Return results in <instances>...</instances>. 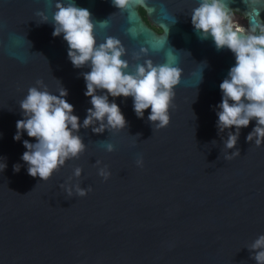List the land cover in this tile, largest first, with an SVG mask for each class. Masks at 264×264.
<instances>
[{
  "label": "water",
  "instance_id": "obj_1",
  "mask_svg": "<svg viewBox=\"0 0 264 264\" xmlns=\"http://www.w3.org/2000/svg\"><path fill=\"white\" fill-rule=\"evenodd\" d=\"M199 2L128 0L121 9L111 0H76L89 9L99 41L115 37L129 63H167L179 78L167 126L152 128L149 109L137 118L132 97L110 96L127 126L102 133L80 128L85 150L40 180L20 159L22 140L35 138H12L22 118L19 102L31 86L56 93L62 83L83 120L91 105L80 73L89 69L74 68L66 41L52 36L50 23H40L37 13L51 16L52 0H0V158L6 163L0 264H256L248 247L264 234V143L245 140L250 121L240 129L239 154L224 158L228 130L218 134L212 106L234 56L194 31L190 15ZM129 5L136 15H129ZM226 6L228 14H242L245 32L253 18L264 26V0H226ZM105 142L114 149L105 150Z\"/></svg>",
  "mask_w": 264,
  "mask_h": 264
},
{
  "label": "clouds",
  "instance_id": "obj_2",
  "mask_svg": "<svg viewBox=\"0 0 264 264\" xmlns=\"http://www.w3.org/2000/svg\"><path fill=\"white\" fill-rule=\"evenodd\" d=\"M127 2L111 0L115 8L121 9ZM52 4L55 10L51 16L37 13L42 16L40 23H50L52 36H62L66 41L67 58L74 68L89 69L80 75L85 83L84 95L91 106L81 120L66 99L68 89L62 83L56 93H50L46 86L28 88L19 102L22 118L16 121L12 138L21 140L24 133L35 138L34 141L22 140L25 151L20 159L26 163L27 173L40 180H47L67 159L85 150L80 128L91 127L92 132L102 133L105 129L127 126L119 105L115 99L109 100L110 96L132 97L137 118H144V110L149 109L147 120L152 128L167 126L173 88L179 78L178 69L167 63L153 65L149 60L129 63L125 48L115 37L107 36L99 41L89 9L78 6L76 0H52ZM190 17L194 31L201 38L210 37L217 50L227 48L234 56V63L219 83L221 99L212 106L218 134L228 130L222 140L228 150L224 158L229 159L239 154L235 146L240 129L247 127L250 121L254 124L245 140L256 146L264 143V26L253 24L247 32L234 29L226 0H200ZM201 79L202 73L199 81ZM36 83L40 85L41 81ZM103 147L107 151L114 149L110 142H105ZM20 166L14 164L13 171L18 172ZM5 167L6 163L0 158V171ZM80 174L81 169L75 168L73 175L79 177ZM99 174L104 178L108 176L104 169ZM75 187L78 195L85 194L84 188ZM248 249L256 264H264V234Z\"/></svg>",
  "mask_w": 264,
  "mask_h": 264
},
{
  "label": "flooded vegetation",
  "instance_id": "obj_3",
  "mask_svg": "<svg viewBox=\"0 0 264 264\" xmlns=\"http://www.w3.org/2000/svg\"><path fill=\"white\" fill-rule=\"evenodd\" d=\"M229 16H230V19H231V22L234 26V28H240L242 27V22L244 21V18L242 16V14L238 13V12H231L229 13ZM147 20V19H146ZM147 22L158 32H161L162 30L155 26V25H152V23H150L148 20Z\"/></svg>",
  "mask_w": 264,
  "mask_h": 264
},
{
  "label": "snow or ice",
  "instance_id": "obj_4",
  "mask_svg": "<svg viewBox=\"0 0 264 264\" xmlns=\"http://www.w3.org/2000/svg\"><path fill=\"white\" fill-rule=\"evenodd\" d=\"M133 2H138V0H133ZM128 12H129V15H130V16H134V15H136V13H134V12L132 11V6H131V5L128 6ZM174 22H175V21H174ZM250 23L253 25V24H256L257 21H255V19L253 18V19L250 20ZM143 27H144V26L142 25V28H143Z\"/></svg>",
  "mask_w": 264,
  "mask_h": 264
},
{
  "label": "trees",
  "instance_id": "obj_5",
  "mask_svg": "<svg viewBox=\"0 0 264 264\" xmlns=\"http://www.w3.org/2000/svg\"><path fill=\"white\" fill-rule=\"evenodd\" d=\"M140 11H141V14L144 17V19H146L145 11L142 8L140 9Z\"/></svg>",
  "mask_w": 264,
  "mask_h": 264
},
{
  "label": "rangeland",
  "instance_id": "obj_6",
  "mask_svg": "<svg viewBox=\"0 0 264 264\" xmlns=\"http://www.w3.org/2000/svg\"><path fill=\"white\" fill-rule=\"evenodd\" d=\"M243 23V22H242Z\"/></svg>",
  "mask_w": 264,
  "mask_h": 264
}]
</instances>
